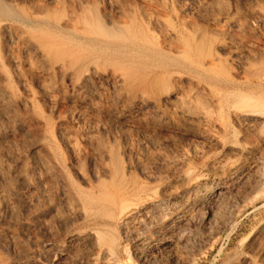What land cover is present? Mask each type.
<instances>
[{
	"label": "rangeland",
	"instance_id": "374dc122",
	"mask_svg": "<svg viewBox=\"0 0 264 264\" xmlns=\"http://www.w3.org/2000/svg\"><path fill=\"white\" fill-rule=\"evenodd\" d=\"M80 12L61 71L24 27ZM1 72L0 264H264V0H0Z\"/></svg>",
	"mask_w": 264,
	"mask_h": 264
},
{
	"label": "bare ground",
	"instance_id": "6f19581e",
	"mask_svg": "<svg viewBox=\"0 0 264 264\" xmlns=\"http://www.w3.org/2000/svg\"><path fill=\"white\" fill-rule=\"evenodd\" d=\"M6 6V5H5ZM81 10V9H80ZM85 10V9H84ZM42 11V10H41ZM87 11V10H86ZM43 12V11H42ZM41 12V13H42ZM87 12H89L90 13V11H87ZM6 13H7V11H6ZM40 12H38V14H39ZM77 13V12H76ZM76 13L74 14L73 13V15H71V16H73V17H71V18H73V19H69L70 21H67V23H65V26L64 25H60V24H57L56 26H54L51 30L50 29H41V30H33V29H31V26L30 27H24V28H26V30H27V32H26V35L32 40V41H34L38 46L37 47H39L40 48V52H42V53H44V55H46L45 57H47V56H49V58H51V59H49V60H52L53 59V61L54 62H52V63H57L58 64V66L57 67H61V71L63 70L64 71V69L62 68V67H65L66 66V64H68V66H66V67H68V68H72L71 66L72 65H77L79 62H81V61H84V60H86V59H88L87 57L90 55V54H92L93 53V51H92V49L90 48V42H91V40L92 41H94V42H100V44H103V43H101V41L103 40L102 38H104V37H107L108 38V36H106V34H105V32L102 30V28L101 29H99V28H97V29H99V30H97L96 29V31L95 32H92V29H91V20L88 18V14L86 13V12H80V15H79V13L76 15ZM8 14V13H7ZM10 15V14H9ZM13 15V14H12ZM35 15V14H34ZM37 15V14H36ZM35 15V16H36ZM41 15L42 14H40V17H38V18H36V19H38V21H47L46 19H43V15H42V17H41ZM45 15V14H44ZM11 16V15H10ZM38 16V15H37ZM47 16H49V15H47ZM46 15L44 16V17H47ZM13 17V16H12ZM64 17V16H63ZM48 19H49V17H47ZM33 20V19H32ZM35 20V19H34ZM67 20V19H66ZM49 21V20H48ZM60 21V20H59ZM63 21V20H62ZM90 21V22H89ZM43 23H45V22H43ZM59 23H61V22H59ZM48 24V23H47ZM125 26H126V24H125ZM125 26H124V28H125ZM128 26V25H127ZM126 26V27H127ZM8 27V26H7ZM50 27V26H49ZM23 28V29H24ZM7 29V28H6ZM129 29H130V27H129ZM18 30V29H17ZM26 30H22V31H26ZM128 30V29H127ZM126 32H129V31H126ZM120 33V32H119ZM22 34V33H21ZM24 34V33H23ZM128 36V35H127ZM125 37V36H124ZM122 38H120V40H121ZM126 39V38H125ZM124 39H122L121 41H123ZM90 50L92 51V53H90ZM87 51H89L88 53H90L89 55H88V53H87ZM143 54V53H142ZM141 54V55H142ZM43 56V55H42ZM94 57V56H93ZM96 57V56H95ZM146 57V56H145ZM86 58V59H85ZM90 58H92V55H91V57ZM89 58V62H93L92 61V59H90ZM98 58V57H97ZM97 58H94V59H97ZM141 58V57H140ZM48 59V58H47ZM82 59H84V60H82ZM99 59V58H98ZM58 61H60L59 63H58ZM97 61V60H96ZM154 61V60H153ZM66 62V63H65ZM78 62V63H77ZM86 62H87V60H86ZM89 62H88V64H89ZM61 63H64V66H62L63 64H61ZM85 63V62H84ZM83 62H82V64H83V66L85 67V64H84ZM96 63V62H95ZM167 63V62H166ZM117 63H115V64H113L112 65V67L114 66V65H116ZM54 65H56V64H54ZM79 65V64H78ZM118 65V64H117ZM116 65V69H118L117 67H119V66H121V68H123L122 67V65L120 64V65H118L117 66ZM124 66V65H123ZM75 67V66H74ZM73 67V68H74ZM78 67H80V66H78ZM127 67V66H126ZM142 67H144V66H142ZM147 67V66H146ZM124 68H125V66H124ZM129 68V67H128ZM80 68H78V71H79V74L78 75H80L81 73H80V71L82 70L83 71V73H84V70H83V68H81L80 70H79ZM120 69V68H119ZM130 69V68H129ZM66 70H67V68H66ZM85 70H87L86 68H85ZM124 70V69H123ZM123 70L119 73H116L115 74V76H116V78L115 79H119V81H122V82H124V81H128L129 83H130V80H128L129 78H130V76L129 75H131V74H129L128 76H126V74H125V72H123ZM147 70V69H146ZM59 71H60V68H59ZM66 72V71H65ZM86 72V71H85ZM63 73V72H62ZM89 73V72H88ZM1 74V76H2V78L4 79V81H7V77L8 76H6L5 74H2V72L0 73ZM61 75H63V74H61ZM82 75V74H81ZM80 75V76H81ZM84 75V74H83ZM82 75V76H83ZM86 75V74H85ZM84 75V76H85ZM133 81V80H132ZM120 83V82H119ZM157 83V82H156ZM129 85V84H128ZM131 86V85H130ZM132 87V86H131ZM6 88V87H5ZM129 88V87H128ZM7 89H8V87H7ZM6 89V90H7ZM10 89V88H9ZM12 91V89L11 90H8V92H7V94H8V96L10 97V96H12V93L13 92H11ZM250 96V95H249ZM241 97V98H239L238 100H237V102H236V105H234V109H233V116H234V118H235V120H237V121H245V120H248L249 118L251 119V117L254 119V122H256V123H258V125L260 124V125H264V112L263 111H261V110H263L264 109V101L262 102L261 100H254V99H252V98H250V97ZM12 98H13V96H12ZM218 101V100H217ZM30 102V101H29ZM219 102V101H218ZM217 102V103H218ZM222 102V101H221ZM27 103V102H26ZM224 103V102H223ZM227 103V102H226ZM30 104V103H29ZM219 104H221V103H219ZM225 104V103H224ZM228 104V103H227ZM28 105V104H27ZM31 106H32V104H30ZM218 105V104H217ZM233 108V107H232ZM220 111V110H219ZM253 121V120H252ZM253 124V123H252ZM235 172H236V169H234L233 168V170H232V173L233 174H235ZM260 176V178H261V180L262 181H264V168L262 169V172H261V175H259ZM181 178H185L184 176L183 177H181ZM259 178V177H258ZM259 178V179H260ZM122 179V178H121ZM203 178H199L198 180H197V182H199L200 180H201V182H203L204 183V179L202 180ZM197 185H201V184H198L197 183ZM101 187V186H100ZM103 188V187H102ZM101 193H103V192H101ZM99 194V196H98V198H95V199H92L93 198V196L91 195V193L89 194L88 193V198L90 199V200H92L93 202L94 201H96V202H98V201H104V202H108V200L106 199L105 200V198H104V195L102 196V194ZM138 194V193H137ZM100 195H101V197H100ZM199 197H200V195H199ZM123 198V197H122ZM121 199V198H120ZM126 199H128V198H126ZM196 199L198 200V196L197 195H193V197H191L190 198V200L188 201V203L185 205V209H187L188 207H190V206H192L193 204H194V202L196 201ZM112 200V199H111ZM111 200H109V201H111ZM122 200V199H121ZM124 200V199H123ZM113 201V200H112ZM129 201V200H128ZM134 201V200H133ZM132 200H131V202H133ZM136 201V200H135ZM126 202V201H125ZM120 203V202H119ZM121 203H122V201H121ZM102 205V204H101ZM120 204H118V206H119ZM152 206H153V204H151ZM155 205H157V204H155ZM141 207H142V205H141ZM140 207V208H141ZM127 205H120L119 207H118V214H119V216H121L120 214H122V213H124L126 210H127ZM139 208V207H138ZM184 208H181L182 210L184 209ZM132 209V208H131ZM190 209V208H189ZM130 210V209H129ZM138 210V209H137ZM132 211V210H131ZM128 212V211H127ZM126 212V213H127ZM130 212V211H129ZM133 212V211H132ZM137 212V211H136ZM137 213H139V212H137ZM137 213H136V215H137ZM180 213V212H179ZM134 214V213H133ZM139 215V214H138ZM117 216V215H116ZM115 216V217H116ZM128 216V215H127ZM111 217V216H110ZM122 217V216H121ZM123 217H125L124 215H123ZM125 218H127V217H125ZM131 218L133 219L134 218V215H133V217L131 216ZM131 218L129 219V220H131ZM135 220H136V218H134ZM133 219V220H134ZM114 220V219H113ZM117 220V219H116ZM118 220H120L119 218H118ZM121 220H122V218H121ZM121 220H120V222H121ZM128 220V219H127ZM124 221V220H123ZM118 222V221H117ZM126 222V220L124 221V223ZM129 222V221H128ZM123 223V222H122ZM123 223V224H124ZM108 226V225H107ZM121 226H123V225H121ZM108 228V227H107ZM109 229V228H108ZM96 235H98L97 236V239H98V242H100V241H104L105 240V235L103 234V233H98V234H96ZM95 235V236H96ZM104 236V237H103ZM108 240H109V238H108ZM255 240V239H254ZM99 244V243H98ZM111 249V248H110ZM109 254V253H108Z\"/></svg>",
	"mask_w": 264,
	"mask_h": 264
}]
</instances>
